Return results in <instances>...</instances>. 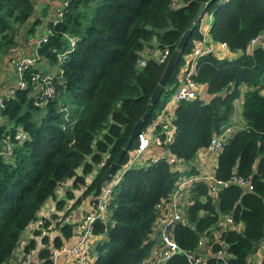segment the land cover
Listing matches in <instances>:
<instances>
[{"label": "trees", "instance_id": "16d2710c", "mask_svg": "<svg viewBox=\"0 0 264 264\" xmlns=\"http://www.w3.org/2000/svg\"><path fill=\"white\" fill-rule=\"evenodd\" d=\"M36 1L0 0V56L17 44L19 29L33 14ZM207 1L64 0L58 16L46 22L47 36L34 47L33 56L36 62L54 65L52 74H43L35 66L23 69L20 75L25 86L15 84L0 103V149L5 140L12 149L9 159L0 156V264L9 259L42 204L54 198L57 187L67 179L77 188L94 170L90 183L79 194L75 190L73 198L77 204L91 195L88 203L94 206L95 180L143 115L170 53L189 28L182 54L170 72L169 88L162 90L139 132L180 82L184 58L202 38V14L211 17L205 32L208 39L240 54L197 57L192 80L205 88L209 99L196 96L176 102L170 118L171 140L165 141L159 129L155 130L159 144L150 139L152 155L166 149L175 163L159 157L126 169L109 195L108 219H95L91 225L95 256L90 263L141 264L153 243L156 205L168 198L181 178L194 174L195 154L212 135L234 124L235 102L242 97L244 127L225 139L213 170V178L224 186L213 195L204 180L192 182L183 218L169 229L179 251L162 264H187L183 252L195 249L198 237L210 233L224 214L231 218L232 228L219 232L218 242L209 236L210 255L204 264H224L214 255L221 247L225 264H248V255L264 237V49L256 48L252 54L245 49L264 26V0H213L193 23L198 6ZM164 48L168 56L163 62L145 57L142 65L137 64L145 49L158 54ZM36 72L38 78L30 80ZM14 75L17 78L15 70ZM43 76L53 90L49 96L38 88ZM18 131L24 134L22 140L15 138ZM135 146L136 135L127 143L117 168L126 163L128 151ZM101 161L102 166H97ZM179 161L180 166L174 168ZM231 177L245 180L251 189L229 182ZM68 197H72L69 192ZM55 204L60 207L63 201ZM60 230L69 235L68 225ZM47 254L46 249L39 251L42 264H51Z\"/></svg>", "mask_w": 264, "mask_h": 264}, {"label": "built area", "instance_id": "2783aa9c", "mask_svg": "<svg viewBox=\"0 0 264 264\" xmlns=\"http://www.w3.org/2000/svg\"><path fill=\"white\" fill-rule=\"evenodd\" d=\"M45 38L46 37H43L40 40H44ZM38 42L39 41H37V43ZM256 48L264 49V26L255 36L251 37L248 40L245 51L247 54H252L253 50ZM222 51L226 52L225 55L229 56H237L240 54L239 52H232L227 49L226 44L223 42H211L205 35V33L202 32V38L199 43L189 54H187L190 56V58L187 59V55L184 58V63L180 68V82L174 87L172 95L168 98V101H166L161 107V109L158 111L155 118L147 124L146 128L143 131L137 133L136 146L129 151L126 163L120 166V168L115 171V173L97 191V194L93 199L95 201V204L93 206L94 210L90 214L88 213L87 215L83 216L75 226L76 230L78 231L75 242L72 245L62 244L58 247H54L51 249L48 257L51 264L55 263L60 255H66L68 257L66 264L89 263L87 251L89 249V244L91 240V225L95 219L101 218L100 216H102L103 212H105L109 195L113 191L114 187L117 185L118 181L123 176L126 169L130 167H139L146 165L147 163L154 162L159 157L166 158L168 163H175L174 157L169 155L166 149H164L159 155L147 154V151L149 149V141L151 139V141H153L155 145L159 144L160 141L155 136V130L157 131V129H159L157 133H162L165 136V141L171 140V107L180 100H189L193 99L196 96L200 97V92L197 89L198 87L192 80V75L195 74L197 57L207 53L220 55ZM167 56L168 50L166 48L161 50L158 54H152L149 49H145L141 56L137 59V64L142 65L145 57H153L158 62H163L167 58ZM36 58L37 56H16L10 61V65L17 73L16 85L18 87L23 88L25 86V83L22 81V77L20 75L22 73V70L28 69L29 67H34ZM39 74L40 73L36 72L30 77V80L34 81L38 78ZM42 81L43 85H39L38 88L40 91L43 92L44 96H49L50 94H53L52 87L50 86L49 80L46 76H43ZM237 102L239 103V105ZM241 103L242 97H239L235 102V115L236 113L239 114V111L241 109ZM168 106L171 107L168 109ZM233 123L234 124L227 125L220 129L218 132H215L210 138L208 144L204 148L198 150L197 153L202 151L205 155L207 154L217 158V155L221 150L225 139L235 130L244 127L242 124L239 123L237 117L235 118ZM15 138L17 140H22L24 138V134L21 131H18L15 135ZM2 144L3 146L0 149V156H2L4 159H9L12 153L11 145L8 144L6 140ZM145 154H147V156H145ZM180 163L181 161H179L174 168H177V166L179 167ZM102 164L103 162L101 161L97 166L100 167L102 166ZM191 164L194 166L193 162ZM92 173H95V171L93 170ZM199 180H204L205 182H207L208 187L214 191L213 182H215L216 180L213 178V176L212 180H209L207 177L197 176L195 174L186 175L178 181L168 198L164 202L156 205L157 214L152 223L151 231L153 243L149 248L148 254L141 261V264H162L164 260L179 251V248L177 247V245L172 240L169 234V229L172 224L174 222L181 221L183 218V205L179 202L177 194H179V190H185L186 188L189 189L192 182ZM229 182L234 183L243 190L251 189V186L248 184V182L239 177H231ZM88 183H90V181L85 180L84 184L78 187L79 192H83L85 186L88 185ZM220 217L222 218V221L219 223L218 227H215V224L211 229L210 233L202 234L198 237L195 249L183 252L187 264H204V261L207 257H203L201 253H199L198 249L205 245H207L209 248V236L212 237V240L218 242L219 232L225 230L226 224L224 223L227 222L229 224H232L229 215L224 214ZM68 219V214H65L64 212H60L54 216L55 223H65L68 221ZM38 235L41 237H45L47 241L50 240L48 231L45 228H39ZM219 245H221V242L219 243ZM208 250L210 252V248ZM214 255L220 258L225 264V254L223 252L222 247L217 249ZM263 260L264 253L261 257V261ZM257 264H260V262Z\"/></svg>", "mask_w": 264, "mask_h": 264}, {"label": "crops", "instance_id": "0c3cea01", "mask_svg": "<svg viewBox=\"0 0 264 264\" xmlns=\"http://www.w3.org/2000/svg\"><path fill=\"white\" fill-rule=\"evenodd\" d=\"M64 0H37L34 3L33 14L27 19V21L20 27L17 44L12 48L7 55L0 56V103L2 97L8 95V91L13 87L14 82H16V75H14V70L10 65V61L16 56H25L33 57L34 47L36 46L37 41L47 36V26L46 22L55 16L56 11L61 7ZM45 17V19H43ZM38 19L40 22L35 24V20ZM211 17L210 14H202L199 21V29L205 33L210 25ZM42 26V27H40ZM226 52H221L222 56L229 57L225 55ZM35 68L43 74H52L54 65H49L45 62H36L34 64ZM181 74V73H180ZM181 76V75H179ZM200 92V97L203 100H208L209 95L206 93L205 88L198 87ZM238 103V102H237ZM239 105V103H238ZM173 112V106L170 109ZM238 121L241 124L240 120V111ZM8 143V141H6ZM147 154H152L147 151ZM194 174L197 176L207 177L209 180H212L213 170L216 166V158L210 155H205L203 152L195 154L193 159ZM76 173L80 175V169H77ZM191 175V173H190ZM94 173H89L84 176V180H89L93 178ZM72 179H67L61 183L56 191L55 197L47 199V201L42 204L40 207L37 218L33 222L29 223L25 229L21 232L19 241L16 247L13 249L9 259L4 264H42L43 260L39 258L38 254L41 249L47 250V257H49L50 251L54 247H58L62 244L72 245L76 240V235L78 231L75 226L77 222L88 213L90 214L93 210V204H89L88 201H91V195H87L80 199L79 203L74 204V192L77 190L78 194L79 188H72L71 183ZM177 198L183 206L187 204L190 200L189 189L179 190ZM216 191V188H214ZM213 191V195L215 192ZM68 192L72 197H68ZM80 196V195H79ZM62 200L63 204L60 207H57L55 204L56 201ZM60 212L68 214L69 219L65 223H55L54 216ZM109 213L107 210L103 212L100 216L104 221L108 219ZM222 221L220 217L215 227H218L219 223ZM226 224V229H231L232 224ZM68 225L69 226V235L65 236L60 227ZM39 228H45L48 231L50 240L47 241L45 237L38 235ZM235 229H240L239 225L234 226ZM56 241L58 244L54 243ZM26 248V249H25ZM208 246L205 245L198 249L199 253L203 257H208L210 252ZM264 253V237L258 242L252 252L247 257L248 264H257L261 263V257ZM94 249L93 244L90 240L89 249L87 251V257L89 260L88 264L94 259ZM66 255H60L56 262L53 264H66L67 261Z\"/></svg>", "mask_w": 264, "mask_h": 264}, {"label": "water", "instance_id": "95a60500", "mask_svg": "<svg viewBox=\"0 0 264 264\" xmlns=\"http://www.w3.org/2000/svg\"><path fill=\"white\" fill-rule=\"evenodd\" d=\"M213 0H208L205 3H201L197 10L195 15L192 18V22L194 23L200 16L201 12L212 2ZM190 29L187 28L183 31L181 34L176 46L170 53L164 68L162 70V74L157 82V84L154 86L143 115L141 118H139L133 125L132 129L130 130L129 136L126 139V142L123 144V146L120 148L119 152L116 154V156L113 158L112 162L107 166V168L100 174V176L95 180L94 183V189L93 192L96 193L99 188L117 171L120 167L117 168V162L122 153L124 152L127 143L139 132V129L143 125V122L150 116L153 105L157 102L160 93L162 90L169 88V76L170 72L173 69V67L178 63V60L182 54L183 47L187 41L188 35H189ZM129 154V151H128ZM224 186L221 182H213V187L216 189H220ZM176 250V249H175Z\"/></svg>", "mask_w": 264, "mask_h": 264}, {"label": "rangeland", "instance_id": "374dc122", "mask_svg": "<svg viewBox=\"0 0 264 264\" xmlns=\"http://www.w3.org/2000/svg\"><path fill=\"white\" fill-rule=\"evenodd\" d=\"M60 10V8L56 11V13H55V16H58V11ZM54 16V17H55ZM43 19H45V17L43 18ZM40 27H42V26H40ZM190 58V56L189 55H187V59H189ZM16 84V82H14V84H13V86ZM13 92V89L12 88H10V90L8 91V94H11ZM172 93H173V90H171L169 93H167V95L165 96V97H167V98H169L171 95H172ZM167 98H164V100L165 101H168V99ZM167 99V100H166ZM161 100V99H160ZM173 105V104H172ZM171 105V106H172ZM171 106H168V109L171 107ZM239 116V114L238 113H236V117H238ZM145 156H147V154H145Z\"/></svg>", "mask_w": 264, "mask_h": 264}, {"label": "bare ground", "instance_id": "6f19581e", "mask_svg": "<svg viewBox=\"0 0 264 264\" xmlns=\"http://www.w3.org/2000/svg\"><path fill=\"white\" fill-rule=\"evenodd\" d=\"M8 144H10V143L8 142Z\"/></svg>", "mask_w": 264, "mask_h": 264}]
</instances>
